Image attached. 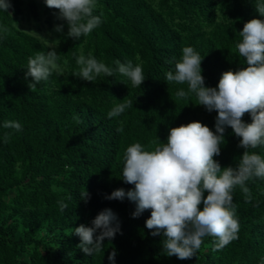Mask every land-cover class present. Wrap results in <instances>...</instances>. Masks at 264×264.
<instances>
[{"label": "trees", "instance_id": "obj_1", "mask_svg": "<svg viewBox=\"0 0 264 264\" xmlns=\"http://www.w3.org/2000/svg\"><path fill=\"white\" fill-rule=\"evenodd\" d=\"M10 2L9 14L0 11V26L8 28L0 31V264H110L113 250L115 264H261L264 179L247 182L251 200L239 187L232 192L238 239L214 251V238L205 237L189 260L163 253L162 234L153 237L145 227L151 210L133 218V202L106 199L114 190L134 187L122 180L123 154L131 144L150 151L158 140L167 142L171 128L191 122L215 131L217 113L197 106L194 95L178 98L176 92L187 86L168 84L165 74L186 46L204 57L206 87H216L225 71L246 67L235 44L244 23L264 19L257 0H96L94 15L102 23L77 40L67 36L59 10L44 0ZM60 25L63 32L57 33ZM29 28L59 55L58 68L34 89L28 87L31 78L25 80L27 60L53 49ZM89 53L113 68L115 60L140 64L146 80L131 87L118 72L92 83L81 80L74 76L76 58ZM127 101L133 108L108 117L116 104ZM242 119L252 122L248 113ZM5 121L20 123L22 130L5 129ZM5 133H11L7 142ZM224 140L214 160L222 169L235 168L244 149L231 128ZM249 151L264 157V146ZM105 209L115 214L113 226L118 223L120 232L105 239L100 253L85 255L71 229L90 227Z\"/></svg>", "mask_w": 264, "mask_h": 264}, {"label": "clouds", "instance_id": "obj_2", "mask_svg": "<svg viewBox=\"0 0 264 264\" xmlns=\"http://www.w3.org/2000/svg\"><path fill=\"white\" fill-rule=\"evenodd\" d=\"M44 3L49 9L59 10L57 18L66 22L67 36L74 40L89 35L102 23L101 17L94 15L96 0H44ZM11 7L10 0H0V11L8 13ZM255 8L264 17V0H257ZM63 27L57 26L55 31L62 33ZM0 31L7 33V26H0ZM28 33L53 49L47 53L37 51L27 60L25 80L31 78L28 87L34 89L58 68L59 55L47 40L35 32ZM238 35L240 40L235 48L246 67L235 72L225 71L216 87L205 86L201 68L204 57L191 46L182 48L174 69L165 74L168 84L187 86V90L181 88L176 92L178 98L194 95L197 106L217 113L215 131L200 122H191L171 128L167 142L161 143L157 138L158 142L149 146L150 151L140 143L131 144L123 154L122 180L134 187L127 192L123 188L114 190L106 197L119 201L127 198L133 202L136 205L133 218L151 210L145 227L153 237L162 234L161 246L167 257L192 259L205 237L214 238V251L238 239L240 225L232 192L239 187L251 200L247 182L264 179V157L249 151L264 146V19L244 23ZM113 63L115 68L91 53L81 54L76 58L78 71L74 76L92 83L101 75L112 77L118 72L130 81L131 87H141L146 80L140 64L119 60ZM131 108V101L120 102L108 112V117H118ZM245 113L251 116L250 124L242 119ZM3 127L22 130L15 121H5ZM226 128L232 129L239 138L238 147L244 151L235 168L222 169L214 157L221 154ZM10 136L11 133H5V142ZM59 206L62 211L68 208L63 201ZM115 221L112 210L105 209L91 221L90 227L82 224L71 229L72 234L80 238L77 247L85 255L100 253L105 239H114L120 232L118 223L113 226ZM115 256L113 250L108 256L110 264H115Z\"/></svg>", "mask_w": 264, "mask_h": 264}, {"label": "rangeland", "instance_id": "obj_3", "mask_svg": "<svg viewBox=\"0 0 264 264\" xmlns=\"http://www.w3.org/2000/svg\"><path fill=\"white\" fill-rule=\"evenodd\" d=\"M29 30L31 31V32H35L36 34L38 33V31H36V29L34 28H29Z\"/></svg>", "mask_w": 264, "mask_h": 264}]
</instances>
